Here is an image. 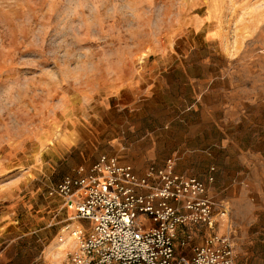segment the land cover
<instances>
[{"label":"rangeland","instance_id":"obj_1","mask_svg":"<svg viewBox=\"0 0 264 264\" xmlns=\"http://www.w3.org/2000/svg\"><path fill=\"white\" fill-rule=\"evenodd\" d=\"M103 154L174 159L226 210L182 238L264 264V0H0V264H71L50 190Z\"/></svg>","mask_w":264,"mask_h":264},{"label":"built area","instance_id":"obj_2","mask_svg":"<svg viewBox=\"0 0 264 264\" xmlns=\"http://www.w3.org/2000/svg\"><path fill=\"white\" fill-rule=\"evenodd\" d=\"M174 162L168 158L141 176L132 165L103 154L51 188V195L73 203L72 219L92 223L89 232L83 226L71 231L76 239L71 264H244L235 259L227 234L214 232L192 246L187 235L180 246H191V254L176 251L180 227L213 229L215 209L222 216L226 210L208 195L204 180L177 172ZM142 215L153 225L146 228Z\"/></svg>","mask_w":264,"mask_h":264},{"label":"crops","instance_id":"obj_3","mask_svg":"<svg viewBox=\"0 0 264 264\" xmlns=\"http://www.w3.org/2000/svg\"><path fill=\"white\" fill-rule=\"evenodd\" d=\"M57 196V195H56ZM79 222H78V224H80L81 226H83L84 228H86V226L85 225H88V223H90L91 224V226H92V223L90 222V221H86V220H78ZM81 221H83V222H81ZM141 221H142V223H143V225L146 227V228H148V227H150V226H152L153 225V222L150 220V218L149 217H147V216H144V215H142L141 216ZM75 223H71V225H74ZM70 225V224H69ZM70 225V226H71ZM87 229V228H86ZM182 234H183V228H179L178 229V233H177V238H176V241H175V245H176V251L178 252V253H181V252H183V253H185V254H187V255H190L191 254V246L193 245V244H197L198 242L195 240V241H190V245L191 246H189V247H182V246H180V241H181V239H182ZM76 247V241H70V246H68L67 248L68 249H74Z\"/></svg>","mask_w":264,"mask_h":264}]
</instances>
